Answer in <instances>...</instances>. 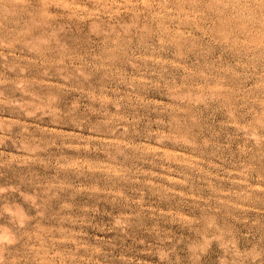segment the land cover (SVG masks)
I'll list each match as a JSON object with an SVG mask.
<instances>
[{
  "label": "rangeland",
  "instance_id": "1",
  "mask_svg": "<svg viewBox=\"0 0 264 264\" xmlns=\"http://www.w3.org/2000/svg\"><path fill=\"white\" fill-rule=\"evenodd\" d=\"M0 264H264V0H0Z\"/></svg>",
  "mask_w": 264,
  "mask_h": 264
}]
</instances>
